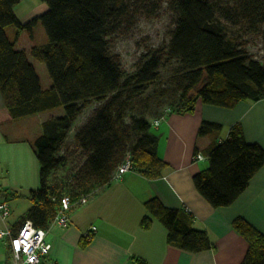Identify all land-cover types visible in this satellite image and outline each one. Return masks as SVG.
I'll list each match as a JSON object with an SVG mask.
<instances>
[{
  "label": "trees",
  "instance_id": "16d2710c",
  "mask_svg": "<svg viewBox=\"0 0 264 264\" xmlns=\"http://www.w3.org/2000/svg\"><path fill=\"white\" fill-rule=\"evenodd\" d=\"M19 1L0 0V92L6 108L13 119L61 106L65 109L62 117L43 124V134L34 142L40 186L29 192L31 206L21 223L29 220L36 227H48L64 196L77 200L90 194L92 191L82 190L90 179L99 187L106 185L127 155L134 171L148 178L160 176L165 164L157 152L159 137L143 116L125 121L122 97L132 84L134 91L145 92L158 79L163 58L179 65L175 86L180 95L174 109L179 113L193 111L198 100L231 109L241 101L264 98V63L228 39L216 19L219 15L233 23L246 20L259 27L264 24V0H237L233 7L212 0H170L176 21L168 47L148 57L127 80L118 58L110 55L107 40L110 26L126 14L125 0H43L48 11L25 26L14 13ZM137 1L144 14L153 12V0ZM38 21L48 43L33 47L30 54L45 64L52 80L48 89L41 87L26 52L16 50L6 33L7 28L15 27L17 36L23 30L32 35ZM91 100L102 104L73 139L85 160L78 171L58 185L53 175L63 165L59 153L74 121ZM162 114L157 112L154 117ZM220 129L218 123L203 121L198 136ZM205 157L208 167L193 181L214 208L233 204L264 165V150L245 140L239 124L232 126L227 139ZM145 207L143 229L157 219L167 230L169 244L193 253L211 248L207 233L193 227V216L187 211L167 208L158 199L146 202ZM233 227L248 243L241 264H264V234L243 218H236ZM87 242L83 240L82 245Z\"/></svg>",
  "mask_w": 264,
  "mask_h": 264
},
{
  "label": "crops",
  "instance_id": "0c3cea01",
  "mask_svg": "<svg viewBox=\"0 0 264 264\" xmlns=\"http://www.w3.org/2000/svg\"><path fill=\"white\" fill-rule=\"evenodd\" d=\"M48 9L43 0H20L14 13L25 26ZM6 33L16 50L26 52L41 87L50 88L52 83L43 84L36 59L30 54L33 47L48 43L41 23L34 25L32 35L23 30L17 36L15 27L7 28ZM88 105L74 121L67 140L73 142L77 130L87 121L77 124ZM64 114L61 106L13 119L0 92V191L14 192L9 197L10 225L21 224L31 206L28 194L40 186L34 142L43 134L46 121ZM149 121L151 131L159 137L157 152L165 164L160 176L148 178L133 170L98 187L85 205L70 211L67 227L54 226L50 230L48 240L52 249L42 264H241L248 243L233 227V221L243 218L264 234V165L238 199L226 207H212L193 181L196 174L208 167V159L194 162L193 155L201 152L207 156L214 146L227 139L236 124L241 126L248 143L258 144L264 150V98L244 100L231 109L198 100L191 112L179 113L173 109ZM203 121L218 123L221 129L199 137ZM151 199H158L167 208L190 213L193 227L207 233L211 248L193 253L169 244L167 230L157 219H153L148 229H143L141 220L147 214L145 203ZM3 225L0 220V226ZM85 239L88 242L83 246ZM0 264H10L3 240H0Z\"/></svg>",
  "mask_w": 264,
  "mask_h": 264
},
{
  "label": "rangeland",
  "instance_id": "374dc122",
  "mask_svg": "<svg viewBox=\"0 0 264 264\" xmlns=\"http://www.w3.org/2000/svg\"><path fill=\"white\" fill-rule=\"evenodd\" d=\"M135 1L125 0L126 14L110 26L107 36L109 53L118 58L124 80L137 73L148 57L150 58L159 49L165 50L168 47L176 21V14L171 8L170 0H153L150 10L153 12L148 15L140 11L141 3ZM212 1L220 6L232 7L237 3V0ZM216 19L228 39L236 42L249 55L264 63V24L254 27L246 20L233 23L222 19L219 15ZM35 62L43 84L47 81L52 83L45 64L38 60ZM178 69L177 61L163 58L158 79L150 84L145 92L134 91V84L128 86L122 97L125 121L130 122L132 116H143L151 120L156 117L154 114L157 112L166 113L175 109L180 95L175 86ZM87 104H89L88 108L77 124L88 120L102 101L91 100ZM60 155L64 159L63 165L53 175V180L58 185L71 177L73 172L78 171L85 160L70 139L65 142ZM89 182L82 190L93 193L99 186L94 180L90 179Z\"/></svg>",
  "mask_w": 264,
  "mask_h": 264
},
{
  "label": "built area",
  "instance_id": "2783aa9c",
  "mask_svg": "<svg viewBox=\"0 0 264 264\" xmlns=\"http://www.w3.org/2000/svg\"><path fill=\"white\" fill-rule=\"evenodd\" d=\"M159 122H154L157 125ZM206 157L197 152L193 155V161H204ZM133 171V163L129 155L117 167L112 180L121 178L125 173ZM13 191H0V220L4 223L0 226V240L6 241L10 264H42L52 249V244L48 240V234L54 226L67 227L70 224V211L85 205L89 196L84 195L77 200H72L70 196H64L61 200V207L46 228H39L29 220L20 225L8 224L11 215L9 197ZM95 227L92 228L95 231Z\"/></svg>",
  "mask_w": 264,
  "mask_h": 264
}]
</instances>
